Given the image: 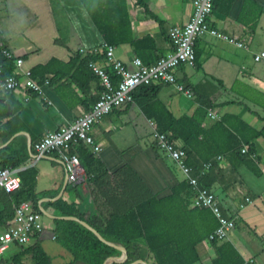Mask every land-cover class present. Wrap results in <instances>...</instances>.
Here are the masks:
<instances>
[{
  "label": "crops",
  "instance_id": "1",
  "mask_svg": "<svg viewBox=\"0 0 264 264\" xmlns=\"http://www.w3.org/2000/svg\"><path fill=\"white\" fill-rule=\"evenodd\" d=\"M117 1L79 0V6L73 3L72 8L66 6L68 0H0V39L16 56L23 57V68L33 74L36 67L53 61L48 73L34 77L44 85L41 94L20 88L0 96V111H7L0 117V150L12 144L9 154L26 145L29 158L17 168L21 167V172L36 170L38 204L46 212L44 229L28 247L39 243L52 264L68 263L73 255L57 240L55 216L48 203L63 198L79 205L87 201L93 207V200L84 181L76 184V189L74 185L69 189L68 183L65 187L66 171L56 154L43 157L38 164L33 162L30 134L38 140L73 123L93 107L104 88L91 68L96 79L76 70L79 62L73 68L68 63L78 54L84 59L90 51L100 50L94 53L99 56L93 62L105 66L102 50L107 44L114 48L115 60L130 71L135 69V58L144 65H155L174 50L171 28L184 26L193 13V0H142L148 10L137 0H124L125 6ZM72 9L74 19L66 21L67 11L71 13ZM210 23L233 42L210 33L197 39L195 64H183L175 71L178 82L190 90L191 96L172 84L157 82L149 86L157 87L159 99L176 118L195 116L203 108L204 129L223 123L242 141V149H248L251 166L238 165L229 154H221L201 179L216 194L224 213L236 218L235 229L222 241H229L237 249L244 264H264V137L258 136L264 130V57L256 60L264 53V0H215ZM105 68L117 86L121 77L111 66ZM74 71L76 79L71 76ZM13 72H18L15 66ZM140 92L137 89L135 93ZM15 116L25 129L16 130L5 142L2 134L7 131L6 123ZM152 122L134 98V102L104 116L92 135L102 148L98 157L110 171L131 166L161 199L170 196L172 189L188 177L155 146ZM18 123L11 127L20 128ZM175 142L188 152L186 162L192 163V175L201 172L207 163L183 141ZM1 163L0 156V169ZM9 206V199L0 192V213L8 211ZM6 227L0 224V233ZM197 250L200 260L195 264H213L217 248L209 239L198 244ZM142 253L145 263L151 264L147 248L142 247Z\"/></svg>",
  "mask_w": 264,
  "mask_h": 264
},
{
  "label": "trees",
  "instance_id": "2",
  "mask_svg": "<svg viewBox=\"0 0 264 264\" xmlns=\"http://www.w3.org/2000/svg\"><path fill=\"white\" fill-rule=\"evenodd\" d=\"M137 2L148 10L142 0ZM117 3H123L125 6L124 0H118ZM106 40L110 43L109 37L106 36ZM0 42L8 48L4 41L0 39ZM106 45H103L102 50L105 55ZM98 51L100 50H95ZM95 52L90 51L88 57L84 59L80 54L76 55L68 63L69 67L73 68L79 62L76 70L91 74L90 79H96L89 66L99 56H95ZM52 64L51 60L46 65L36 67L33 77L38 73L42 76L43 72L48 73ZM2 67L5 75L13 73V61L4 57L0 47V68ZM75 73L76 71L71 75L73 79H76ZM113 78L116 83L114 76ZM150 86L139 88L142 93L139 95L135 93L134 98L145 115L154 120L160 132L170 133V138L174 142L183 141L185 147L198 159L207 164L211 163L212 166L221 154H229L233 163L251 166L249 154L242 152V141L223 123H217L209 130L204 129L203 108L195 116L176 118L159 99L157 87ZM208 106H211L210 102ZM6 112V108L1 110L0 117ZM16 121L20 123V128L11 127ZM6 126L7 131L2 134L5 142L16 130L25 129L17 116L10 119ZM30 135L33 148L39 139ZM260 135L264 137V130L258 134ZM15 142L16 140L13 143ZM11 145L0 150L2 168L19 167L29 158L26 145L8 154ZM76 152L86 172L84 182L92 197L93 207H90L87 201L79 205L68 203L63 198L48 203L55 216L57 240L73 255V259L65 264H106L115 256L119 258L111 264H132L138 260L145 262L142 247L149 251L151 264H195L200 260L197 246L209 238L217 228L218 221L209 209L191 207L194 192L188 180L176 185L170 196L159 199L131 166L124 165L116 171H110L98 155L84 144L76 146ZM188 165L192 163L188 162ZM20 175L22 178L20 190L12 194L0 191L9 199L10 204L8 211L0 213L1 225L7 226L15 217V208L26 201L33 203L35 212L43 214L35 189L36 170L29 169ZM64 217H74L77 220ZM80 221L95 229L104 240ZM211 243L217 248V257L213 264H244V259L229 241L213 240ZM119 245L126 249L124 257H120L122 253L117 247ZM18 247L21 249L12 257L11 263L25 264L24 260L28 257L31 264H52L39 243L32 247L26 245ZM3 258H0V264H3Z\"/></svg>",
  "mask_w": 264,
  "mask_h": 264
},
{
  "label": "built area",
  "instance_id": "3",
  "mask_svg": "<svg viewBox=\"0 0 264 264\" xmlns=\"http://www.w3.org/2000/svg\"><path fill=\"white\" fill-rule=\"evenodd\" d=\"M215 0H193V13L184 26H175L170 30V41L174 47L173 52L162 57L155 65H144L139 58H135L133 65L135 69L130 71L121 62L115 60L114 48L106 45L105 66H98L94 62L89 64L94 73L101 79L104 87L98 101L84 115L73 123L58 128L46 134L34 143L32 157L34 163L43 157L56 154L64 165L67 183L76 185L86 180V172L81 164L80 157L76 152V146L84 144L98 155L102 148L98 145L92 135L95 125L113 109L121 108L134 102L137 89L154 83H166L175 85L177 90L187 96H191L190 90L179 83L175 74L176 69L183 65H194L196 62V41L205 33L231 40L226 35H221L211 26L210 17L214 11ZM241 45V43H238ZM2 54L13 64L18 72L9 75L4 74L3 67L0 68V96L17 91L20 88L31 90L37 94L43 92L44 85L33 77L32 71L24 69L23 57L16 56L8 47L5 48L0 42ZM264 57V53L256 56V60ZM111 66L113 71L121 77L117 86L112 83V78L105 68ZM49 82L46 81L45 84ZM215 117L212 113L210 114ZM154 130L152 139L155 146L168 157L187 175L189 185L194 192L192 207L209 209L218 221L217 228L210 234L209 241L225 240L236 227V218L224 213L218 197L212 189L205 186L202 177L212 167L211 163L204 166L198 174H193V168L187 164V152L171 140L170 133H162L157 129L154 122L151 123ZM73 151V153L71 152ZM243 153L248 149L243 147ZM20 168L0 169V191L12 194L22 188ZM43 214L33 210V203L26 201L15 208V217L7 224L6 229L0 233V258L4 257L11 245L29 246L34 235L44 229L42 221ZM13 264V263H11Z\"/></svg>",
  "mask_w": 264,
  "mask_h": 264
},
{
  "label": "rangeland",
  "instance_id": "4",
  "mask_svg": "<svg viewBox=\"0 0 264 264\" xmlns=\"http://www.w3.org/2000/svg\"><path fill=\"white\" fill-rule=\"evenodd\" d=\"M71 2V3H70ZM73 3L77 6H79V0H68V3H67V7H70L72 6V8H74L75 5H73ZM71 13L69 11H67V15H66V21L72 19H74V12L75 10H70ZM31 159V158H30ZM33 162H34V159H33ZM40 163V160L37 162V164ZM38 166V165H37ZM43 185V182L41 181L40 182V187ZM43 223H46V217L44 216L43 219H42ZM20 247H16L15 245H11L9 250L5 253L4 255V258L2 259V263L3 264H10L12 262V254L14 253H18L20 251ZM28 264H31L30 261H28Z\"/></svg>",
  "mask_w": 264,
  "mask_h": 264
},
{
  "label": "water",
  "instance_id": "5",
  "mask_svg": "<svg viewBox=\"0 0 264 264\" xmlns=\"http://www.w3.org/2000/svg\"><path fill=\"white\" fill-rule=\"evenodd\" d=\"M66 185H67V181H66L65 187H66ZM68 188L71 189V188H72V185H70ZM43 212H44V211H43ZM44 213H46V212H44ZM49 216H51V217L54 218V216H52V215H49ZM64 218H65V219H71V220H77V219L74 218V217H64ZM80 223H82L83 225H85V226L88 227L89 229L93 230L94 233L97 234L99 238H101L102 240H104V239L102 238V236H100V234H99L95 229H93L92 227H90L88 224H86L85 222H82V221H80ZM117 247L123 251V254L121 255V257H124L125 254H126V249H125L124 247H121V246H117ZM115 259H116V257H111V258L108 260V262H107L106 264H111V262L114 261ZM132 264H146V263L143 262V261H136V262H134V263H132Z\"/></svg>",
  "mask_w": 264,
  "mask_h": 264
}]
</instances>
